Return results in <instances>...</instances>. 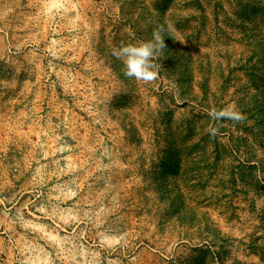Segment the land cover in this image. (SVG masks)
I'll return each mask as SVG.
<instances>
[{
	"label": "rangeland",
	"instance_id": "374dc122",
	"mask_svg": "<svg viewBox=\"0 0 264 264\" xmlns=\"http://www.w3.org/2000/svg\"><path fill=\"white\" fill-rule=\"evenodd\" d=\"M0 264H264V0H0Z\"/></svg>",
	"mask_w": 264,
	"mask_h": 264
},
{
	"label": "clouds",
	"instance_id": "9594fccd",
	"mask_svg": "<svg viewBox=\"0 0 264 264\" xmlns=\"http://www.w3.org/2000/svg\"><path fill=\"white\" fill-rule=\"evenodd\" d=\"M173 29L167 21L158 24L152 32V39L137 45H121L119 48H113L111 55L117 60L122 61L124 67L123 75L129 79L137 81L151 82L158 76V71L153 70L154 65L151 62L159 56L166 48L165 35L173 38ZM208 115L214 121L229 120L233 125L243 123L246 117L232 106L221 110L215 108L208 112ZM210 139H215L218 134V128L210 126L208 128Z\"/></svg>",
	"mask_w": 264,
	"mask_h": 264
}]
</instances>
